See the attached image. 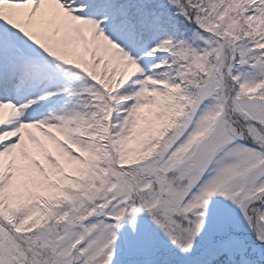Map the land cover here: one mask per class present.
<instances>
[{
    "label": "snow or ice",
    "instance_id": "obj_1",
    "mask_svg": "<svg viewBox=\"0 0 264 264\" xmlns=\"http://www.w3.org/2000/svg\"><path fill=\"white\" fill-rule=\"evenodd\" d=\"M0 264H264V0H0Z\"/></svg>",
    "mask_w": 264,
    "mask_h": 264
}]
</instances>
